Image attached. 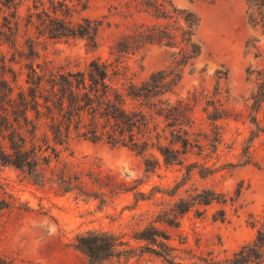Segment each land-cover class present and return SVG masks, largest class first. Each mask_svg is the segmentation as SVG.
<instances>
[{
	"label": "rangeland",
	"instance_id": "rangeland-1",
	"mask_svg": "<svg viewBox=\"0 0 264 264\" xmlns=\"http://www.w3.org/2000/svg\"><path fill=\"white\" fill-rule=\"evenodd\" d=\"M41 1L50 5V0H14L12 4L0 0V113L9 105L8 98H18L20 91L29 90L33 64L38 69L39 64L47 63L76 68L93 57L115 59L111 51L120 32L115 23L121 20L112 6L116 1L68 0V13L61 14L75 23L84 17L103 18L97 47L79 36L55 38L38 28L36 13L43 8ZM171 1L200 18L194 37L201 43V52L181 68L180 79L166 94L174 101H189L192 110V122L184 124L181 131L190 143L175 144L183 151V159L167 162L153 145L155 139L143 153L76 134L58 147L63 159L111 168L132 185L138 184L148 196L156 193L131 210L123 208L136 202L134 190L119 193L114 202L102 208L98 199L64 192L52 180L35 182L27 171L0 159V255L15 258L18 264H99L76 245L80 231L106 227L130 232L132 226L139 227L132 213L168 208L170 200L180 196L196 199L209 188L218 191L220 199L207 203L196 199L181 216L180 227L158 223L172 234L182 255H190L194 248L204 256L224 259L255 236L251 214L258 217L264 212V105L258 112V128L250 107L257 78L248 67L257 66L259 61L254 55L256 48L248 49L246 42L250 36L257 37L258 44L264 46V35L248 23L246 0ZM176 55V47L152 43L121 59L139 81L153 71L174 66ZM218 83L226 116L212 120L205 106ZM194 92L197 100L192 99ZM30 114L34 115V110ZM167 133L169 137L161 139L164 144H170L171 134ZM181 238L187 242L180 243ZM101 264L176 263L154 252L138 251L126 260L112 258Z\"/></svg>",
	"mask_w": 264,
	"mask_h": 264
},
{
	"label": "trees",
	"instance_id": "trees-1",
	"mask_svg": "<svg viewBox=\"0 0 264 264\" xmlns=\"http://www.w3.org/2000/svg\"><path fill=\"white\" fill-rule=\"evenodd\" d=\"M13 1L6 0V4ZM113 1L116 4L112 6L121 16V20L115 23L120 32L111 51L115 59L93 57L85 66L76 68L47 63L39 64L38 69L33 64L28 79L29 90L20 91L18 98H8L9 105L2 107L0 159L27 171L35 182L52 180L64 192L98 199L102 208L114 202L119 193L134 190L136 202L123 208L131 210L139 206L140 200L151 199L156 193L148 196L138 184L132 185L111 168L63 159L62 150L58 147L66 145L76 134L92 140L105 139L114 145H126L143 153L155 139L157 142L153 145L161 150L167 162L183 159V151L175 144L181 142V145L188 146L190 143L181 131L184 124L192 122V110L189 101L183 98L174 101L166 94L180 79L181 68L201 52V43L194 37L200 18L191 9L178 7L171 0ZM49 2L48 7L45 1L40 3L43 8L36 13L38 28L55 38L79 36L85 38L88 45L98 46L103 18L84 17L75 23L61 15L68 13L65 10L69 8L68 0ZM246 2L248 23L264 35V0ZM38 4L35 2L36 7ZM259 40L250 36L246 42L248 49L256 48L254 55L259 61L257 66L248 67V72L257 78L250 107L252 121L258 128V112L264 105V46L258 44ZM152 43L176 47V64L153 71L138 81L130 74V65L121 57L142 51ZM221 92L218 83L215 94L207 99L205 110L209 119L226 116ZM198 98L194 92L192 99ZM31 110H34V115L30 114ZM161 122L165 125L162 126ZM167 131L171 134L170 144L161 142L162 138L169 137ZM146 163L152 166L151 161ZM201 173L204 174L203 171ZM198 196L197 200L206 203L220 199V193L210 188ZM196 199L180 196L170 200L168 208L136 211L132 218L138 219L139 227L132 226L130 232L106 227L82 230L75 243L99 264L112 258L126 260L138 251L154 252L176 264L264 263V212L258 217L251 214L250 223L255 227V236L243 242L232 255L216 259L199 254L194 248L190 255H182L178 244L173 242L172 234L158 223L180 227L181 216L191 209ZM179 242L186 243L187 239L181 238ZM0 264L18 263L15 258L3 254L0 255Z\"/></svg>",
	"mask_w": 264,
	"mask_h": 264
}]
</instances>
